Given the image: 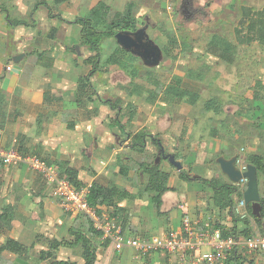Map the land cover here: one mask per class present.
Returning <instances> with one entry per match:
<instances>
[{
  "label": "rangeland",
  "instance_id": "rangeland-1",
  "mask_svg": "<svg viewBox=\"0 0 264 264\" xmlns=\"http://www.w3.org/2000/svg\"><path fill=\"white\" fill-rule=\"evenodd\" d=\"M71 2L72 0H69L68 4L62 6L63 13L74 12ZM104 2L112 8L107 18L108 24L114 21L118 14L124 13L127 5L132 3L137 22L136 31L145 30L149 39L161 49L162 56L158 66L150 67L144 64L141 57L131 52H127L130 55L120 53L123 48L116 39L104 41L102 67L91 78L93 93L96 96V100L93 101L96 106V128H110L109 124L118 116L130 134H136L141 128L146 129L159 138L165 153L175 155L182 163L183 170L190 172L195 178H222L223 173L217 163L221 155L228 157L227 159L237 156L240 165L245 164V158L249 153L264 155V0H191L194 11L192 15L185 11V0H104ZM51 3L52 7L58 5L53 1ZM79 3L80 17L83 18L91 14V7L96 4V0H80ZM41 8L50 14L48 5L35 6V9ZM62 15L64 19L72 18ZM34 17L36 19V16ZM33 18L29 17L30 20H34ZM255 18L261 22H255V29L251 30L248 23L256 21ZM68 25L59 24L56 39L63 46L61 53L75 61L78 69L75 71L81 73L80 76H85L91 68L85 60L91 54L81 46V28L75 25L66 27ZM62 26L64 29L60 31ZM99 28L106 27L101 24ZM217 39L231 43V46H227L232 53L231 61L226 62L215 55V52L220 53L221 50L211 48L210 43ZM222 48L226 53L224 44ZM155 80L157 83H154ZM257 81L262 82L261 88L256 87ZM170 87L178 94L185 93L182 96L180 94L173 96L168 93ZM161 89L167 93H162ZM256 91L260 92L263 98H254ZM163 96L167 101L163 100ZM107 100L120 106L122 111L109 110L110 106L104 103ZM208 100L215 101L214 110L206 109ZM135 102L138 104L137 108ZM128 105L131 109L132 107L136 109L135 117H130L131 110ZM78 112L82 113L81 110ZM114 127L119 129L118 126ZM152 128H160L161 133H153ZM125 138L121 140L125 146L120 154L123 163L125 158L128 159L129 176L127 178L113 176L116 161H112L106 170L111 174L110 178L118 181L122 188L135 192L134 198L121 204L126 211L118 221L123 223V220H126V230L135 233L140 228L143 229L145 233L140 237L143 239L145 234H148L149 238L158 234L165 235L172 225L171 219L158 215L152 202V194L145 191L148 177L139 170L142 162L151 163L157 158L163 169L171 174L168 186L182 191L186 195L183 200H191L190 202L198 205L195 209L198 217L204 213L206 216L213 213L214 207L210 198L212 193L209 189L196 181L184 182L180 178V172L171 167L164 155H159L160 151L151 141L147 142L146 151L141 154L131 150L129 143L124 141ZM10 143L9 147L18 148L14 139L10 140ZM217 143L222 147L217 155L209 153V149L202 150V147L209 148L211 144L215 149ZM38 159L42 160L41 157ZM103 159H106L105 156L94 157L93 165L94 163L96 166L100 165ZM53 187L55 190L54 185ZM260 190L264 193L263 175L260 177ZM168 194L173 195L174 192ZM166 199H169V202L168 200L163 202L164 212L175 203V200L168 196ZM183 200L176 201L175 210H178L181 204L190 208V204L184 203ZM167 204H170L169 207ZM199 206L203 209L201 210ZM110 211L113 210L102 209L100 216L104 219L105 216L112 215ZM32 215L35 217L34 213ZM87 222L88 219L81 214L72 228H75L74 231L79 228L83 230ZM252 224L254 233L263 232L253 221ZM220 226L221 223L217 227ZM73 230L65 232V237L60 239L62 241L56 239L53 233L46 232L43 238L39 239L38 245L28 248L25 256H18L17 262H12L14 255L11 254L8 258L0 257V264L52 262V259L47 261L41 259L43 251H53L58 260L71 261L70 256L78 249L69 246L52 249V245L54 240L57 242L73 240ZM156 231L157 233H154ZM147 236L145 238H148ZM72 258L74 260L77 257ZM115 259L117 257L111 251L100 256L97 264H119ZM123 259V264H134L138 261L133 259L131 253H125ZM247 259L252 260L250 256ZM76 260L83 263L80 258ZM252 261L254 264H264V252ZM150 262L149 259L146 264Z\"/></svg>",
  "mask_w": 264,
  "mask_h": 264
},
{
  "label": "crops",
  "instance_id": "crops-1",
  "mask_svg": "<svg viewBox=\"0 0 264 264\" xmlns=\"http://www.w3.org/2000/svg\"><path fill=\"white\" fill-rule=\"evenodd\" d=\"M42 1L0 0V215L6 214L7 216L6 220L0 219V246L6 244L9 239H13L27 248H32L39 244V239H42L46 232L53 233L55 238L60 240L61 237H65V232L69 233L74 229L72 227L75 221L81 216L80 214L70 216V213L68 214L63 209L53 185L41 173L33 170L29 164L22 162L6 164L4 162L3 155L8 150L15 149L12 146L9 147L10 140H15L18 145L15 150L22 157L39 156L45 164L56 167L58 171L59 163L68 162L70 167L79 172V179L87 186L98 182L104 186L116 184L121 187L118 181L110 178L111 174H108L106 170L112 161H116L113 176L125 178L129 176L128 159L125 158L123 163L120 153L124 151L125 143L121 141L124 137H126L124 141L128 142L131 148V132H127L126 128L124 131L120 128L115 129L110 124V128L95 127L96 106L93 101L96 100V96L91 95L93 88H90L87 94L83 90L85 89L83 81L88 74L80 76L81 73L75 71L77 69L75 61L73 62L70 56L61 53L63 46L56 39L59 24L66 23L70 24L66 27L75 25L81 28L75 24V21L81 18L80 0H72L71 5L75 13L71 14L62 11V6L68 4L69 0H44L43 3L49 6L52 16L43 8L35 9V6L41 4ZM51 1L58 5L52 7ZM101 1L104 2V0H96V4L92 5L91 9ZM248 12L251 11L248 10ZM62 14L72 16L71 20L64 19ZM29 17H34V20H30ZM60 17L64 20H60ZM11 20L24 21L26 24L14 25ZM256 21L261 22L257 19ZM61 29H64V26L60 28V31ZM89 53L93 55L90 51ZM18 56L22 57L15 62L13 59ZM163 100L167 101L164 96ZM135 107H138L136 102ZM129 109L131 110L130 117H135L136 109L133 107L131 109V106ZM80 110L82 113L78 112ZM120 111H122L121 107L118 112ZM141 130L142 128L137 132ZM152 131L161 133L160 128H152ZM149 141L151 140L147 139L146 142ZM206 149H209V153L217 155L222 147L217 143L215 149L212 144L209 148L202 147V150ZM100 156H105L106 159H103L98 166L95 163L93 165L92 159ZM127 191L132 195L135 193ZM170 192H174V197L168 194ZM167 196L175 200L174 205L176 201L186 198L182 191L173 188L164 195L163 202L166 200L169 202V199H166ZM183 201L190 204V208L182 209L183 204H181L178 210H175L177 208H174V205L166 212L162 210V215L172 220V225L165 235L158 234L149 238L148 234H145L143 237L148 238L143 239L163 238L170 235L180 228L183 218L187 215L193 223H198V231H202L207 223L216 226L221 223L224 228L233 227V219L228 211H221L213 205L212 214L206 216L203 212L204 215L201 214L198 217L195 213L198 205L190 202L191 200ZM199 208L203 209L200 206ZM107 217L111 219V215ZM126 232L134 237H141L145 233L141 228L135 233L129 230ZM91 240L97 249L98 260L100 256L111 251L117 257L115 260L119 264L124 263L125 253H131L133 259H136L133 250L125 249L118 252L112 242L106 243L103 236L92 235ZM69 248L78 249L70 256V259L81 264L76 260L80 258L83 261L81 247ZM202 250H208V247L203 246ZM11 254L14 255L12 262H17L18 256L9 251L0 252V257L8 258ZM261 254L263 253L252 254L250 258L255 261L256 257ZM198 255L199 252L194 257L189 254L185 263L180 260L179 255L156 252L148 257L136 259L138 261L134 264L139 262L146 264L149 259L150 264H168V262L191 264V261ZM74 256L77 258L73 260ZM59 260L68 261L69 259ZM46 264L49 262L47 261Z\"/></svg>",
  "mask_w": 264,
  "mask_h": 264
},
{
  "label": "trees",
  "instance_id": "trees-1",
  "mask_svg": "<svg viewBox=\"0 0 264 264\" xmlns=\"http://www.w3.org/2000/svg\"><path fill=\"white\" fill-rule=\"evenodd\" d=\"M41 4L46 5V3L43 2ZM185 4V11L189 15H192L194 11L192 10L191 0H185ZM111 11L112 8L108 6L105 2L101 1L92 9L90 15L84 18H78L75 21V24L81 27V46L86 47L93 54L85 60V63L91 67L90 72L83 81V88H85L83 90L85 91V94H87L90 88H93L91 78L102 67V47L104 41L108 39H115L116 34L120 31L126 30L134 32L137 30V22L134 15V5L132 3L127 5V8L124 13L118 14L116 19L110 24H108L107 18ZM50 13V15L52 16L51 10ZM247 15H249L248 12ZM59 19L64 20L62 17H60ZM11 22L14 25L26 24L24 21L17 20H11ZM255 22L257 21L252 20L248 23V27L251 30L255 29ZM101 24L106 28H99ZM223 44L226 46V53L223 52ZM210 46L211 48H220V53L215 52V55H217L219 58L223 59L226 62L231 61L232 53L227 47L231 46V43L227 41L223 42L222 39H217L214 42L212 40ZM120 53H122L123 55L129 54L123 49L120 50ZM154 83H157V81L155 80ZM262 85V82H256V87L261 88ZM172 88L173 87L169 88L168 93L172 94L173 96H179L180 93L178 94L177 91L173 90ZM164 89H161L162 93L166 92ZM93 92L91 95L94 94ZM184 93L185 92L181 93L180 95L182 96ZM254 98L260 99L263 98V96L260 94V92L256 91L254 94ZM104 103L106 105H109L112 110H119L120 108V106L118 107V105L113 104L111 100H107ZM206 103V109L208 111L215 109L214 100H208ZM110 126H118L120 129H123V131L125 128L119 121L118 116L113 121V124H110ZM130 137L132 141L131 149L138 153H144L146 151L147 139H151L153 144L159 149L163 146L160 140L156 136L150 134L146 129H142L134 135L130 134ZM159 155L163 154L160 153ZM244 162L245 164H252L257 168L260 185V177L262 175L264 176V155L249 153L247 154ZM170 165L172 168H175L172 164ZM58 168L61 178L68 180L70 184H72L75 188L89 189V192L87 194V200L91 208L96 210L99 214L102 212V208H111L113 210L111 219H115L118 223H120L123 227V232L127 234L126 220H123V223L119 222L118 220L120 216H123V213L126 211V208H124V206H122L121 204L124 201L134 198V195H132L127 190L119 187L116 184H112L111 186H104L98 182H93L90 186H87L79 179V172L76 169L70 167L68 162H61V164L59 163ZM139 170L148 177V184L145 187V191L147 193L152 194V202L156 206L157 213L158 215H162L163 197L167 192L172 191V188L168 186L169 180L171 178L170 172L164 170L161 164H157V159L151 163H141ZM222 176V178L219 177L213 179H205L192 177V175H190V172L184 170L180 172V178L184 182L196 181L200 183L204 188L209 189L212 193L211 199L213 205L221 211H228L229 214H231V217L233 219V227L224 228L220 226L221 228H223L224 236L233 235L238 238L242 237L245 239L254 236L255 230L252 221L255 225L262 228V233H264V193L261 192V218H258L253 215L251 205L246 206L247 216L242 218L241 216L235 213V210L238 203L243 200V194L245 189H243L237 184H233L225 175ZM82 215H84L88 219L87 224H84L83 230L79 228V230L77 229L76 231H74V228V238L69 242H57L54 240L52 249H58L60 246H80L82 250L83 264H97L98 253L94 243L91 240V237L92 235H99L101 237L103 236V233L97 228H95L94 222L89 216L85 214ZM6 217V214L0 215V219L6 220ZM106 242L108 244L112 241L110 239H106ZM27 249L28 248L26 246L13 239H9L6 244L0 246V252L9 251L17 256H23L27 252ZM40 257L43 261L52 259V262H49V264H78L77 262L70 260L64 261L56 259L53 251H43L41 252ZM226 263L254 264L252 260L248 261L245 256L237 254L235 252H231L229 254Z\"/></svg>",
  "mask_w": 264,
  "mask_h": 264
},
{
  "label": "built area",
  "instance_id": "built-area-1",
  "mask_svg": "<svg viewBox=\"0 0 264 264\" xmlns=\"http://www.w3.org/2000/svg\"><path fill=\"white\" fill-rule=\"evenodd\" d=\"M6 164L27 163L30 167L41 173L52 185L60 199L63 209L73 215L85 214L89 216L95 228L103 233L105 239H110L118 252L130 248L134 251L136 259H142L156 252H167L179 255L182 262L187 261L189 254L193 257L197 252L199 255L191 261V264H227L229 254L235 252L248 258L252 254L264 252V233H258L250 238H238L236 236H224L223 226L217 227L211 223L205 224L202 231H198V223H193L189 216L183 218L179 229L163 238L142 239L123 232V227L115 219H110L90 207L87 194L88 188L77 189L66 179H62L59 171L54 166H48L37 157L24 158L15 149L8 150L4 155ZM243 171L246 164L240 165ZM243 189L247 187V180L239 184ZM185 209V206H181ZM235 213L242 218L247 216L246 204L240 201ZM208 250H202V247Z\"/></svg>",
  "mask_w": 264,
  "mask_h": 264
},
{
  "label": "water",
  "instance_id": "water-1",
  "mask_svg": "<svg viewBox=\"0 0 264 264\" xmlns=\"http://www.w3.org/2000/svg\"><path fill=\"white\" fill-rule=\"evenodd\" d=\"M117 43L126 51L131 52L139 57L145 65L150 67L158 66L161 60V49L155 45L146 34L145 30H138L136 32L120 31L115 37ZM22 56H18L13 60L18 62ZM160 153L164 154L165 149L161 148ZM165 158L172 164L179 172L183 171L184 167L179 162L175 155H165ZM159 163V158H157ZM220 169L233 184H239L242 180H247V187L243 194V200L246 206L251 205L253 215L261 218V191L259 185V175L257 168L252 164L246 165V170L243 171L239 165L237 156L227 159L220 156L217 159Z\"/></svg>",
  "mask_w": 264,
  "mask_h": 264
},
{
  "label": "clouds",
  "instance_id": "clouds-1",
  "mask_svg": "<svg viewBox=\"0 0 264 264\" xmlns=\"http://www.w3.org/2000/svg\"><path fill=\"white\" fill-rule=\"evenodd\" d=\"M164 155V154H163ZM239 160V159H238ZM239 165H240V160H239ZM247 165V164H246ZM238 185V184H237ZM246 189V188H245Z\"/></svg>",
  "mask_w": 264,
  "mask_h": 264
},
{
  "label": "flooded vegetation",
  "instance_id": "flooded-vegetation-1",
  "mask_svg": "<svg viewBox=\"0 0 264 264\" xmlns=\"http://www.w3.org/2000/svg\"><path fill=\"white\" fill-rule=\"evenodd\" d=\"M165 155H168V154L164 153V156H165Z\"/></svg>",
  "mask_w": 264,
  "mask_h": 264
}]
</instances>
